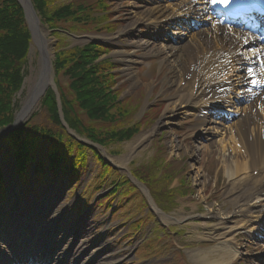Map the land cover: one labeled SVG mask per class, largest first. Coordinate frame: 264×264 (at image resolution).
Wrapping results in <instances>:
<instances>
[{"label":"rangeland","instance_id":"rangeland-1","mask_svg":"<svg viewBox=\"0 0 264 264\" xmlns=\"http://www.w3.org/2000/svg\"><path fill=\"white\" fill-rule=\"evenodd\" d=\"M62 1L64 0H55V3L59 4ZM132 1L133 0H107L108 12L111 14L109 21L115 24V29L112 33L124 27L125 24H130L134 21L131 5ZM44 31L48 41L47 52L50 57L48 59L50 61L49 63L52 65L54 57L53 48L57 37L54 34L50 35L49 31L45 29ZM146 32L147 28L143 26L142 22L135 23L130 32H127L118 40L113 41L114 47L106 54L111 57L113 61L118 62L119 65L121 64L120 68L116 69L119 78L115 85L120 90L119 99L122 100L125 98L123 100V105H125L127 101L130 105L138 106L142 104L140 110L135 114V119L142 120L141 127L143 128H141L138 134L129 141L123 142L122 144H111L108 148L111 151L115 150L116 154H110L105 149H100V152L107 161L112 162L117 167L116 169L121 175L128 174V171L135 166L140 167V165L143 164L148 165V160L153 155V151L157 150V148L153 146V141L151 142V139L154 137L151 138L148 135L146 136V140H142L141 144L137 143L135 145V143L137 140L139 141V139L144 137L145 133L151 131L153 129V124L159 119L161 120V124L154 128L156 130L155 137L158 139L157 143L164 145V149L157 153L156 159L159 164H166V167L179 168V173L174 174L172 177L173 180L171 179L169 182L168 189L176 186L178 184L177 181L185 182L184 186L189 185L191 188L192 197L177 199L179 204L169 212V218H164L162 215V226H164V228L170 226L171 228L169 229L171 234L170 232L167 234L162 227L160 228L157 225H148L144 234L141 230L138 231L135 236L127 238L125 236L127 228L124 227L125 222L122 217L131 214L129 206L125 205V203H121L122 208L120 212L123 216L119 213L115 214L113 219H110L109 216L112 214V211L108 212L107 209L109 208L111 199L110 197L103 198L105 195L103 190L94 197H91L96 200L101 199L97 202L96 206L98 208H94L92 202H89V200H92L88 196L92 188L100 182L103 183V181H90L83 196L78 200H76V198L79 197L77 189H79L78 185L80 181H75V184L71 186L74 193L73 195L64 192L63 186L62 188L59 187L62 191L59 197H57V201H53L52 206L54 208L50 210L47 208L44 215H46V220L49 221L56 209L60 213L59 216H61V219L56 224L57 231L55 229L57 234L68 231L69 229L72 230V232L75 230L80 231V235L85 241L82 244H76L73 254L78 253L83 248L92 250L103 247V254H111V252L114 251L117 264H196L190 260L187 251L197 248H210L213 247V245H217V242L220 241L217 234L222 232L221 230H217L216 226L220 221L219 216L221 217V215L232 210L228 196L230 181L226 176V164L229 158L224 161V157H229V154L226 151L227 153L225 152V155H223L221 151L210 144L209 139H203L198 134L197 129H199L203 121L202 118H198V115L202 113L200 108L191 110L188 113H173L171 120H167L165 115L161 116L169 96L175 91L174 85H169L167 83L171 74L168 62L169 59L165 60L166 55L162 52H151L145 55L142 53L143 51L141 52V49L137 50V47L131 44L130 41H132V39H140L147 43L151 41L154 45L149 43V46L152 45L151 48L155 50L156 48H154V46L157 45L160 47L159 45H164L167 42L166 40L170 41V38L174 36L164 35V32L160 31V29L158 32L160 35L159 38L145 35ZM68 33H70V35L64 34L63 36L66 37L65 39L69 41L71 45L82 44L84 42V40L75 39L74 36L83 35L85 33L76 30H72V32L69 31ZM87 33V35L95 37L110 36L112 34ZM112 51H117L120 54H112ZM121 54L136 59V62L132 63L129 67V73L132 79L127 76L125 71H121V67H123L120 61ZM27 55L28 62L22 70L25 74L21 81L20 89L16 94L19 106L15 110L16 114L23 106L29 89L42 80L39 77L41 68L40 52L34 46V41L28 48ZM44 89L45 84L41 91L38 92L35 107L28 113L23 122H27L29 119L36 123V125L48 122L46 111L40 107L42 97L46 92ZM34 90L35 92L37 91L36 88H34ZM56 100L61 125L65 128L66 132L74 138L84 141L87 140L83 135L80 136V134L74 130L68 129L69 127L63 118L61 107H59L60 100L58 97H56ZM223 104H225V102ZM208 112L209 111H207V113ZM167 121L171 123H166ZM219 121L222 120L219 118ZM204 137L209 138L206 135H204ZM214 138L215 140L220 139L221 136L215 135ZM223 138L224 141L227 140V137L224 136ZM190 145L193 146L192 149L189 148ZM6 148L4 144L0 145L2 153L5 152ZM163 151L165 155L171 159L170 161L163 154ZM128 154H130V158L124 169H121L120 166L126 157H128ZM5 166L9 167L8 162ZM20 177L21 181L26 184L28 172L20 169ZM9 178V181L15 182V179L12 177ZM88 178L89 175L83 176L84 181H87ZM108 179L110 180L111 177L109 176ZM107 185L108 183L105 184V187ZM51 187L53 188V193H59L56 188V183H52ZM28 189L29 186H27V190ZM43 192L45 193L46 191ZM93 192H95V190H93ZM135 194L136 193H134L133 196H135ZM35 196L39 197L38 193H36ZM85 197L87 198L85 199ZM21 198L22 196L20 195L19 199ZM77 202H79V205L82 204L83 208L79 209L77 213H74L77 207L75 204H77ZM56 204L58 205L57 207L55 206ZM40 206L42 205L40 204ZM19 207L21 206L19 205ZM148 207L154 210V212L156 211L151 200L148 201ZM70 208H72L71 212L69 211ZM20 211L22 212L21 208L19 210L18 207H14L16 215H19ZM36 211L37 209L34 208L33 212ZM8 212L9 210L7 209L6 213ZM36 214L37 213L34 215ZM195 216L198 217L195 218ZM89 218L90 221L87 222ZM180 230L183 231V233L179 232ZM259 233L264 237V230H260ZM256 236V234L245 230L238 232L233 241V247H237L238 254L235 258H231L227 264H264V257L261 259L260 254H258L260 250L264 249L261 247L259 250V246L264 245V239H257ZM26 240H28V237ZM140 241H142V243H140L135 256H133V247ZM220 252V250L214 251L210 258H217ZM246 253L251 254L252 257L245 256L247 255ZM145 259L147 261L142 263L141 261ZM93 261L95 264L98 262L95 258ZM238 261L240 262L238 263Z\"/></svg>","mask_w":264,"mask_h":264},{"label":"bare ground","instance_id":"bare-ground-1","mask_svg":"<svg viewBox=\"0 0 264 264\" xmlns=\"http://www.w3.org/2000/svg\"><path fill=\"white\" fill-rule=\"evenodd\" d=\"M21 1L27 10L28 20L33 32L34 46L40 52V73H43V78L29 89L23 106L17 114L14 113L13 121L10 124L15 121V126L20 125L28 113L33 110L37 102L38 92L41 91L44 84L45 87L48 85L45 91L53 87L52 74L46 63L50 58L47 52L46 33L33 15L29 7V0ZM137 1L139 4L134 6L137 21L125 24L116 33L130 29L125 28L133 26L136 22H142L143 26L147 28L146 34L154 36L162 25L151 26L152 22H157L169 16H178V20L172 22L176 25L171 29L168 27V33H171L170 30L172 31L178 44L168 42L159 45L160 47L154 46L155 50L153 48L146 50L147 44L144 41L136 39L130 42L137 48L145 50L143 51L145 55L151 52H162L166 55L165 60L169 59L171 74L167 83L174 85L175 91L169 96L161 116L165 115L167 120H171L173 113H188L199 108L201 102L210 104V107L221 102H227V106H229V112L227 113L230 115V121L226 120L221 125V131L217 128L219 123L216 119H211L206 113H201L199 116L203 121L197 132L203 139H209L210 144L221 151L223 155L226 151L229 153V157H224V161L229 158L226 164V176L230 181L228 196L232 210L219 218H225L229 213L232 215L229 221L223 219L217 223V230L222 231L217 234L220 239L217 245L187 251L190 260L196 264H227L231 258H235L238 254L237 247L232 245V240L236 238L238 232L245 229H248V232H257L261 226V223H257V218L264 208V68L259 71L249 69L247 66L242 65L244 61H241L236 53L237 46L245 43L244 39H251L259 43L258 52H255V54L264 57V41L259 40L256 34L251 33L248 29H229L223 19L216 17L210 12L206 4L198 1L170 0L165 1L163 4L159 0H154L148 5L149 0ZM201 20H206V26L199 28L196 32H191L192 34L189 35L186 32L187 27L181 25L180 22L188 21L197 24ZM215 57H217V61H226L229 65H232L231 70H227V68L219 70L215 63L207 71H215L213 75L203 77L200 71L197 72L196 69L200 63ZM120 61L123 62L121 71H125L127 76L132 79L129 67L131 63L135 62L134 58H129L123 54ZM253 74L255 75L253 76ZM233 76L234 78H232ZM34 88H36V92ZM55 95L59 96L58 93H55ZM238 101H243V106L238 108L235 105ZM166 123L171 122L167 121ZM160 124L161 120L158 119L152 127H158ZM150 133L151 131L145 133L144 136L146 137ZM204 135L209 138H205ZM215 135H219L221 138L215 140ZM224 136L227 137L226 141H224ZM143 138L137 140L135 145L137 143L141 144ZM189 148L192 149L193 146L190 145ZM127 156L120 168H124L127 164L130 154ZM255 169H258V172L253 175L252 171ZM59 215L60 213L56 212L52 220L42 226L40 236L37 234L40 242L43 243L42 253H39L38 250L39 264L47 263V261H49V264H65L70 259L71 263L67 264H95L94 258L98 261L96 264H117L114 251L111 254H103V247L92 250L83 248L78 253L73 254L75 249L73 245L78 240V235L73 234L72 237L65 238L55 236L52 233V230L56 228ZM10 217L14 218L13 215H10ZM37 217L39 218V216ZM25 225L26 228L32 226L28 221ZM33 226L38 227L35 224ZM29 232L36 234L33 231ZM19 233L20 237L25 234L24 231ZM65 234L68 235L67 232H64ZM15 235H18L17 232H15ZM54 239L58 244L54 243ZM82 240L78 244H82L84 242ZM31 241L34 243L33 240ZM35 241L38 242V238H35ZM22 242L17 244L20 251L21 247L19 245ZM24 246L30 248L27 243ZM261 247L264 248V245L259 246V250ZM3 249L0 247V250ZM218 250L221 251L218 257L210 258L211 254ZM27 252L26 249H23L21 254L24 255ZM47 254L49 256H46ZM259 254L264 255V249L260 250ZM250 255L247 257H252Z\"/></svg>","mask_w":264,"mask_h":264},{"label":"trees","instance_id":"trees-1","mask_svg":"<svg viewBox=\"0 0 264 264\" xmlns=\"http://www.w3.org/2000/svg\"><path fill=\"white\" fill-rule=\"evenodd\" d=\"M32 4L48 28L113 29L112 23L106 22L108 17L102 13L105 9L102 0L62 1L59 4L55 0H32ZM53 34L58 41L52 62L55 84L68 127L106 149L111 144L130 139L140 127V123H132L138 106L130 105L128 101L123 105L124 99H119L120 90L115 86L117 74L113 72L115 64L108 58L99 59L107 51L106 47L88 43L66 48L67 43L61 35ZM30 43V32L19 2L0 0V129L13 121L19 107L16 94L25 74L22 70L28 62ZM40 107L46 111L48 122L36 125L29 119L5 138L15 156L18 174L20 169L29 171L39 152L44 156L36 163L37 179L45 173L47 166L62 174L76 175L85 166L89 150L101 166L107 167L95 147L76 141L61 125L52 89H47ZM60 163L62 167H59ZM176 171V167H166L153 159L149 165L135 166L132 174L149 189L156 203L167 210L171 206L166 203L167 199L173 198L176 191H167L166 187ZM124 183L127 181L118 184L113 192ZM188 191L181 190L178 194L184 195Z\"/></svg>","mask_w":264,"mask_h":264},{"label":"water","instance_id":"water-1","mask_svg":"<svg viewBox=\"0 0 264 264\" xmlns=\"http://www.w3.org/2000/svg\"><path fill=\"white\" fill-rule=\"evenodd\" d=\"M22 7H23V9H24L25 18H26V20H27V22H28L29 30H30V32H31V37H32V39H33V32H32V29H31V26H30V23H29V20H28L27 10H26V7H25V5H24L23 3H22ZM29 7L31 8V10H32V12H33L34 9H33V6H32L31 3H29ZM33 15L35 16V18H36V20H37V22H38V19H37V16H36L35 12H33ZM45 55H46V54H45ZM49 62H50V61H49V59H48V61H47L46 63H47V66H48V68H49V70H50V69H52V66H51V64H50ZM39 77H40V78H43V73H40V76H39ZM46 88H47V86L45 87L44 90H46ZM44 90H43V91H44ZM56 94H57V93H56ZM14 122H15V121H14ZM14 122H13L12 124L6 126L4 129H2V130L0 131V136L3 135V134H6L8 131H10L11 129L15 128L16 126H15Z\"/></svg>","mask_w":264,"mask_h":264},{"label":"snow or ice","instance_id":"snow-or-ice-1","mask_svg":"<svg viewBox=\"0 0 264 264\" xmlns=\"http://www.w3.org/2000/svg\"><path fill=\"white\" fill-rule=\"evenodd\" d=\"M222 2L227 3V0H222Z\"/></svg>","mask_w":264,"mask_h":264}]
</instances>
